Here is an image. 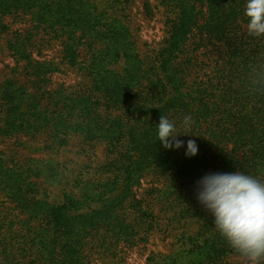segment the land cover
Here are the masks:
<instances>
[{"label": "trees", "instance_id": "1", "mask_svg": "<svg viewBox=\"0 0 264 264\" xmlns=\"http://www.w3.org/2000/svg\"><path fill=\"white\" fill-rule=\"evenodd\" d=\"M133 1L0 0L6 50L24 62L0 81V138L49 151L0 148V264H92L98 247L137 243L165 216L187 230L179 250L148 264H248L215 230L196 182L238 170L264 180V36L248 34L245 0H158L165 36L147 48ZM10 15L24 27L4 23ZM46 48L55 56L35 57ZM162 115L196 156L163 148ZM76 142L80 157L88 145L104 160H60Z\"/></svg>", "mask_w": 264, "mask_h": 264}, {"label": "clouds", "instance_id": "2", "mask_svg": "<svg viewBox=\"0 0 264 264\" xmlns=\"http://www.w3.org/2000/svg\"><path fill=\"white\" fill-rule=\"evenodd\" d=\"M244 16L250 36H264V0H245ZM191 116L183 117L189 129ZM189 135V134H184ZM156 136L163 148H184L186 157L198 154L194 139H178L176 125L162 115ZM196 199L213 217L218 234L248 264H264V180L246 171L209 172L196 182Z\"/></svg>", "mask_w": 264, "mask_h": 264}, {"label": "rangeland", "instance_id": "3", "mask_svg": "<svg viewBox=\"0 0 264 264\" xmlns=\"http://www.w3.org/2000/svg\"><path fill=\"white\" fill-rule=\"evenodd\" d=\"M153 11L152 15L147 14V7ZM163 8L159 5L158 0H134L131 6L132 24L137 32L140 42L147 48H157L160 46L164 36L165 27L162 22ZM3 22L10 25L11 28L24 27L23 22L15 16L10 15L3 17ZM6 33H0V81L7 76L14 75L16 72L21 71L24 62L17 61L6 50ZM37 54V53H35ZM55 56L54 49H44L41 55L35 56L38 59L46 60ZM73 75L65 74L62 79L66 83H72ZM24 144V145H23ZM44 142L27 140L26 137L17 139L16 137H1L0 148L6 151H16L19 154H28L34 158H41L47 155L49 151L40 150ZM80 143L76 142L71 145L68 150L63 151L64 155L61 159H73L74 166L81 165V162L87 161L89 165L94 166L95 163H100L104 160L103 147L92 148L88 145H83L80 149L85 156H79L76 152L79 149ZM81 154V153H80ZM65 156V157H64ZM79 156V157H78ZM71 161V160H70ZM155 185V184H154ZM151 179L144 180L140 186L139 196L143 195L145 191L151 186ZM56 192V189H53ZM196 227V226H195ZM191 227L188 229V236L197 235L199 229ZM187 230L182 221L171 222L167 216L161 219L159 226L154 229H142L139 234L142 235L143 240L137 243L120 242L117 246L113 247L116 250L108 249L107 251L98 247L99 253L94 252L91 255L92 264H148L150 256H161L174 253L179 250L182 243L181 233Z\"/></svg>", "mask_w": 264, "mask_h": 264}]
</instances>
